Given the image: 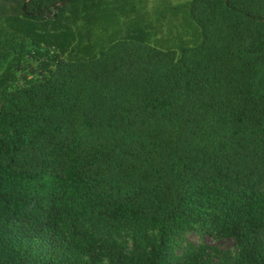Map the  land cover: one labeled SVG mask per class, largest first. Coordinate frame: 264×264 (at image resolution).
<instances>
[{
    "label": "trees",
    "instance_id": "16d2710c",
    "mask_svg": "<svg viewBox=\"0 0 264 264\" xmlns=\"http://www.w3.org/2000/svg\"><path fill=\"white\" fill-rule=\"evenodd\" d=\"M7 1L0 264H176L193 230L264 264V0H192L199 42L164 48L134 0ZM31 45L55 57L21 83ZM125 224L159 239L126 256Z\"/></svg>",
    "mask_w": 264,
    "mask_h": 264
},
{
    "label": "rangeland",
    "instance_id": "374dc122",
    "mask_svg": "<svg viewBox=\"0 0 264 264\" xmlns=\"http://www.w3.org/2000/svg\"><path fill=\"white\" fill-rule=\"evenodd\" d=\"M0 0V13H7L8 11H14V6L10 4L8 8V1ZM192 0H134L136 3V10L142 13L149 14L148 22L155 27L150 43L159 48L167 46H174L184 42L189 46H195L199 42V37L196 29L193 25L187 21L186 6L190 4ZM2 5L5 7L2 8ZM185 10V11H184ZM16 12V11H15ZM164 13V14H163ZM31 56H29L27 62L22 69L17 70L16 75L21 83H27L35 81L40 78L39 71L43 67V62H52L55 54L50 53L46 47H35L31 45ZM7 64L4 65V68ZM34 72H32V69ZM43 69V68H42ZM3 70V69H2ZM45 70V69H44ZM23 74V75H22ZM27 77V79L24 78ZM135 232H139L134 226L129 224L122 225L118 232V241L123 243L127 241L126 249L123 254L126 256H136L131 253L134 248V244L137 239V245L146 248L149 243L156 242L159 239L156 230H145V237L134 238ZM31 250L34 252L46 251L42 244H33ZM237 248L233 239L225 236H215L208 233H202L198 231H187L175 238L172 255L176 264H224L230 262L237 255ZM77 256V254H75ZM92 257L82 256L83 261H90ZM115 259H110L106 256L99 257V260L95 259L102 264H113ZM193 260V261H191Z\"/></svg>",
    "mask_w": 264,
    "mask_h": 264
}]
</instances>
